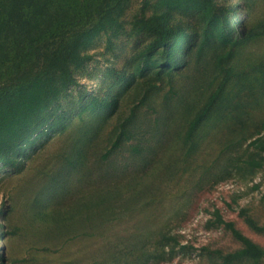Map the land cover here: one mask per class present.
Segmentation results:
<instances>
[{"label": "rangeland", "instance_id": "rangeland-1", "mask_svg": "<svg viewBox=\"0 0 264 264\" xmlns=\"http://www.w3.org/2000/svg\"><path fill=\"white\" fill-rule=\"evenodd\" d=\"M144 1L130 4L123 18L125 34L113 50L107 49V35L90 49L95 60L79 75L89 91L105 89L109 66L121 67L136 46L149 41L147 35H129L130 22L141 13ZM149 1L146 14L150 16L156 0ZM236 3L242 5L240 17L250 28L264 19V0ZM238 50L231 64L240 71L264 64V36ZM197 72L193 63L175 71L139 108L133 128L137 140L129 145L141 143L147 161L133 156L129 145L103 159L112 146V130L140 102H132L131 96L119 116L85 147L86 159L78 169L69 164L80 138L72 132L80 123L76 118L64 134L54 135L33 153L21 171L0 170V211L6 212L5 218L0 214V221L8 232L0 239V249L6 260L11 264H224L223 256L242 244L217 221L216 211L264 247V232L255 228L264 227V169L251 174L244 163L250 154L245 149L253 139L238 151L223 152L234 121L211 119L196 137L197 151L186 154L183 141L189 122L212 91V77L202 79ZM246 100L250 104L254 97ZM260 102L257 108H249L252 123L247 133L262 128L264 98ZM224 168L232 170L230 178L216 183ZM55 183H59L56 193ZM113 187L118 189L109 196L110 202L94 206ZM162 234L178 241H161ZM235 264H264V259Z\"/></svg>", "mask_w": 264, "mask_h": 264}, {"label": "trees", "instance_id": "trees-1", "mask_svg": "<svg viewBox=\"0 0 264 264\" xmlns=\"http://www.w3.org/2000/svg\"><path fill=\"white\" fill-rule=\"evenodd\" d=\"M132 2L0 0V170L21 171L33 153L43 149L54 135L64 134L76 118L80 123L72 132L80 138L69 164L78 169L86 159L85 147L132 96V102H140L112 130V146L103 157L107 160L137 140L138 133L133 130L137 112L160 89L159 83L192 63L202 79L212 77V91L189 122L183 141L186 154L197 151L196 137L208 120L234 121L223 152L238 151L253 139L245 149L250 154L244 163L251 174L264 169V136H260L264 123L261 129L247 133L252 123L249 108H257L264 98V64H255L251 71H240L231 64L239 48L264 36V19L250 28L240 17L242 5L236 0H156L149 16L146 11L151 3L145 0L141 13L130 22L129 35H147L149 41L136 46L121 67L109 66L105 89L89 91L79 75L95 60L90 49L105 35L109 36L107 49H114L125 34L123 18ZM199 90L195 89L193 100ZM248 97H254L250 104ZM129 146L133 156L147 161L141 143ZM220 174L216 183L229 179L232 170L224 168ZM53 188L56 193L59 183ZM117 189H108L103 202L99 200L94 206L109 203V196ZM4 212L0 214L5 218ZM216 217L242 244L239 250L223 256L224 264L264 259V247L246 237L234 222H226L219 211ZM255 228L264 232V227ZM7 235L0 221V239ZM163 240L178 241L168 235H163ZM0 264H11L1 249Z\"/></svg>", "mask_w": 264, "mask_h": 264}]
</instances>
